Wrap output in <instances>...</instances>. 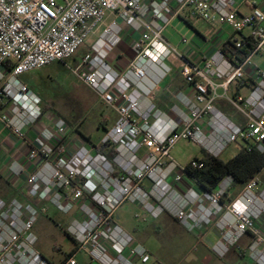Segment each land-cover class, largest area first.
<instances>
[{
  "label": "built area",
  "instance_id": "1",
  "mask_svg": "<svg viewBox=\"0 0 264 264\" xmlns=\"http://www.w3.org/2000/svg\"><path fill=\"white\" fill-rule=\"evenodd\" d=\"M107 17H113L108 25ZM181 17L232 30L240 35L230 40L237 50L244 49L248 38L249 54L230 59L224 46L212 39L182 40L196 58L179 52L163 34ZM100 29V37L71 68L116 115L103 139L92 144L61 119L51 127L39 126L41 98L21 79L66 63ZM127 31L138 36L130 43L134 58L118 73L106 60ZM257 56L264 61V0H0V101L9 102V107H0V123L27 147L24 161L10 164L9 175L25 181L29 198L49 203L62 214L79 208L105 215L107 245L91 246L97 264H133L123 257L126 252L142 264L150 262L148 250L111 223L124 203L137 207L140 223L169 216L198 237L218 218L220 237L212 253L223 259L250 236L249 253L264 264L260 181H249L234 201L224 203L233 191V177L227 176L212 193L203 191L188 174V169L202 166L201 160L182 166L172 156L181 140L214 158L239 141L248 144V151L264 152V71L254 62ZM173 57L182 63L178 75L189 92H179L177 104L166 113L156 103V92L173 73L167 65ZM246 82V96H229L233 87ZM218 100L226 101L244 121L236 123L219 111ZM44 212L31 203L6 205L0 200V264H49L32 248V230ZM72 230L81 235L80 229ZM112 249L117 257H112ZM76 254L65 264H78Z\"/></svg>",
  "mask_w": 264,
  "mask_h": 264
},
{
  "label": "rangeland",
  "instance_id": "2",
  "mask_svg": "<svg viewBox=\"0 0 264 264\" xmlns=\"http://www.w3.org/2000/svg\"><path fill=\"white\" fill-rule=\"evenodd\" d=\"M110 22L111 18L107 17L105 24L108 25ZM195 30L202 32L207 37L213 35V30L202 21L191 19L189 24L177 19L167 27L163 36L172 47L183 52L186 47L182 43L183 39L200 40ZM101 33L102 29L98 30L97 35L91 36L77 55L66 63H54L31 72L21 79L41 98L42 119L39 126L50 125L55 120L61 119L69 129L79 131L84 138H89L92 144H98L105 136L106 130L114 125L116 115L111 108L103 104L71 72V68H75L81 62ZM248 33L249 31L245 30L243 34L247 35ZM235 36L237 39L240 38V35ZM133 58L134 53L130 43L127 39H123L108 55L106 62L115 71L122 73ZM181 64V61L174 57L167 61V65L172 67L173 73L162 83L161 87L170 86L169 81L178 74ZM0 107L4 109L9 107V102L6 99L1 100ZM242 146H246L243 141L229 145L219 159L223 161L233 159ZM172 156L179 165L185 166L197 158H202L203 153L197 144L181 140L173 149ZM15 181L20 183L23 180ZM0 190L10 196L9 201L0 197V200L6 205L17 201L20 204L31 203L38 209H46V212L38 215L33 227L32 234L36 237V243L32 248L49 264H65L79 249L80 251L75 256L78 264H97L91 257V246L93 242H102L105 246L107 245L103 240L104 233H108L104 214L97 209H93L92 213H84L79 208L67 215L62 214L49 203H41L29 198L26 187L24 189L25 201H22L20 195L12 190L2 178H0ZM137 214L138 210L135 205L124 203L111 218V223L117 224L125 233L148 250L149 264L215 263V255L205 250L207 247L199 241L198 236L183 229L172 217L167 216L169 224L167 227H162L158 225L157 220L147 219L145 222H138ZM263 223L264 221L260 224V228L264 233ZM73 227L80 229L81 235L78 237L74 235ZM252 242L253 239L250 237V245ZM240 243H244V240ZM111 253L112 257H117L116 251L113 249ZM255 254L250 251V259L253 261H255ZM123 257L130 259L133 264H142L137 259H131L127 252L123 254Z\"/></svg>",
  "mask_w": 264,
  "mask_h": 264
},
{
  "label": "crops",
  "instance_id": "3",
  "mask_svg": "<svg viewBox=\"0 0 264 264\" xmlns=\"http://www.w3.org/2000/svg\"><path fill=\"white\" fill-rule=\"evenodd\" d=\"M256 1L261 2V0H256ZM111 19H113V17ZM179 20L184 21L189 24L191 23V19L188 20L185 17H181L179 18ZM206 25L209 28H211V30H213V35L207 37L202 32L195 30L197 37H199L201 41L205 39H212L214 40V44L218 43L224 46L229 40H233L234 38H236L233 31L228 28L211 27L208 24ZM124 39H127L128 42L131 43L133 39H138V36L131 35L127 31ZM183 52L186 53L187 55H190V57L192 56H194V58L198 57L195 51L191 48H188L187 46L185 47V50ZM254 62L260 69L264 71V66H263L264 61L261 57L259 56L255 57ZM156 75H157V72L150 74L151 77H156ZM169 83H170V86H165L164 88L161 87L162 85L161 84L160 88L156 92V103L159 106V108H161L166 113H170L172 107L177 104L176 95L179 92H185V93L189 92L188 86L185 85V83L183 82V80L180 78L178 74L175 77L171 78ZM249 90H250V83L246 82L244 85L233 87V89L229 93V96L233 97L236 92L242 96H246L249 93ZM216 107L219 111H221L223 114H225L230 119H232V121L236 123H242L244 121L243 117L237 114L226 101L218 100L216 102ZM53 123L54 122H52L50 125L45 124V126L51 127L53 126ZM26 152H27V147L23 145L20 141H18L15 137H13L0 123V178L5 180L9 184L10 188L20 195V197L22 198V201H25V196H24V189L26 187L25 181L23 180L20 183H16L15 180H18V179L10 176L8 169H9L10 164L13 161H23ZM263 172L264 170L257 177V179L261 183V189L264 187ZM242 190L243 188H233V191L224 199L223 202L229 203V202L234 201L241 194ZM0 197H2L5 201H9L10 199V196L7 195L6 192H4L3 190H0ZM166 217L167 216H163L160 219H158L157 220V222H159L158 225L162 227L163 226L167 227L169 223ZM217 221H218V218H215L213 220V224L210 227H207L202 233V235L198 237L199 241L204 243V245L207 247L205 250L209 251L210 253H212V249L217 244L219 237H220L219 230L216 228V225H215ZM263 221H264V217L260 221V224H262ZM243 240H244V243H240L239 246L233 248L225 258L220 259L215 256L216 261L214 264H257L255 261L250 259V253L248 251V247L250 245V236L244 237L241 240V242H243Z\"/></svg>",
  "mask_w": 264,
  "mask_h": 264
},
{
  "label": "trees",
  "instance_id": "4",
  "mask_svg": "<svg viewBox=\"0 0 264 264\" xmlns=\"http://www.w3.org/2000/svg\"><path fill=\"white\" fill-rule=\"evenodd\" d=\"M244 39L246 41L243 50L235 49L230 40L224 45V52L229 55L230 59L235 56L237 59L242 60L244 56L249 54L250 42L248 38L244 37ZM87 140L90 142L89 138ZM246 146H242L239 153L229 161L211 157L202 151L203 158L195 159L201 160L202 166L197 169H188V174L198 182L201 190L210 193L215 191L227 176L233 177L235 181L234 188H243L264 170V152L255 149L248 151Z\"/></svg>",
  "mask_w": 264,
  "mask_h": 264
}]
</instances>
